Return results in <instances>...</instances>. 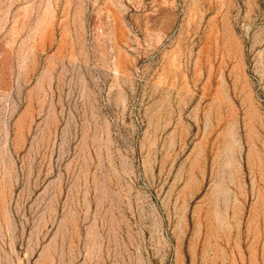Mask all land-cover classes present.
I'll return each mask as SVG.
<instances>
[{
	"label": "rangeland",
	"instance_id": "374dc122",
	"mask_svg": "<svg viewBox=\"0 0 264 264\" xmlns=\"http://www.w3.org/2000/svg\"><path fill=\"white\" fill-rule=\"evenodd\" d=\"M0 264H264V0H0Z\"/></svg>",
	"mask_w": 264,
	"mask_h": 264
}]
</instances>
